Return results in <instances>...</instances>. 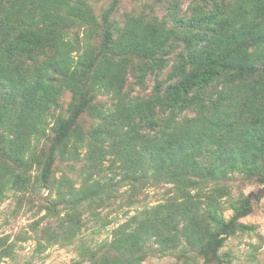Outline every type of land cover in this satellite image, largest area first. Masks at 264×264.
I'll list each match as a JSON object with an SVG mask.
<instances>
[{"label":"trees","instance_id":"trees-1","mask_svg":"<svg viewBox=\"0 0 264 264\" xmlns=\"http://www.w3.org/2000/svg\"><path fill=\"white\" fill-rule=\"evenodd\" d=\"M46 1L0 0V130H8L11 135L7 157L15 162L12 170L27 168L26 157L45 125L56 80L82 94L86 102L91 92L109 87L118 62L113 64L126 53L153 58L155 51L151 49L160 51L171 39H178L179 60L168 74L169 85L157 79L152 94L155 104L143 112L136 110L133 116L130 110L127 126L137 143L125 154L129 170L123 178L131 193L153 185L151 182H163L172 186L168 190L176 197L139 212L119 227L109 245L114 257L104 264H141L148 257V246L156 245L166 253L176 249L180 240L218 260L217 252L235 223H225L211 209L199 210L198 198L204 192L208 202L216 200L215 194L222 190L220 181L242 167L251 168L258 158L264 160V128L260 124L238 128L236 117L223 111L236 100L230 96L231 87L244 89L245 95L236 100L240 111L255 117L264 110V0H190L185 10L169 4L166 18L170 22L162 18L153 23H130L131 19L118 37L111 27L115 21L106 14L99 54L79 83L74 81L72 44L66 32L58 29L57 6ZM137 21L145 32L155 36L153 40L132 41L127 36L125 32H130ZM13 29L15 34L11 33ZM20 59L23 61L19 63ZM168 61L153 58L146 71L139 74V84L146 87L148 73L159 75L170 66ZM102 66L104 69L99 68ZM91 107L94 113L99 112ZM109 116L105 131L89 144L92 173H101L105 156L115 145L111 143L121 133L122 124ZM76 120L74 115L57 126L54 145L41 172L43 184L52 180L55 155L63 156L65 151L63 158L78 157L75 144L68 146ZM140 124L147 129L142 130ZM236 134H241L240 141ZM21 180L19 176L12 183L35 191L31 176L23 183ZM216 181V186L204 191L206 184ZM249 205L243 204L239 217L250 214ZM207 233L211 238L195 242Z\"/></svg>","mask_w":264,"mask_h":264},{"label":"rangeland","instance_id":"rangeland-1","mask_svg":"<svg viewBox=\"0 0 264 264\" xmlns=\"http://www.w3.org/2000/svg\"><path fill=\"white\" fill-rule=\"evenodd\" d=\"M114 2H45L57 6L58 29L66 32V39L72 44L76 83L86 78L89 64L99 54L105 37L103 18L106 14H109L111 21H115L111 27L114 36L118 37L131 19L133 21L130 23L135 20L153 23L162 18L170 22L171 19L166 18L169 4L180 5L183 10L191 4L190 0ZM135 24L130 32H125L132 41L143 42L144 39L155 38L153 34L145 32L141 21ZM15 31L13 29L11 33L15 34ZM180 47V41L173 38L160 51L157 48L150 50L155 51L153 58L169 60L170 66L159 75L149 72L146 87L139 84L138 76L146 71L153 58L143 59L137 53H126L125 57L116 60L113 65L118 64L113 68L108 82L111 86L91 92L86 102L82 94L74 93L72 89L62 86L61 80H56V89L46 109L45 125L26 157L27 168L12 170L15 162L7 157L11 135L8 130H0V179L3 181L0 184L3 188L0 195V264H104L114 257L109 245L119 227L139 212L176 197L168 190L172 186L163 182L150 181L153 185L147 184L137 193H131L129 183L123 178L129 170V159L125 154L129 153L128 148L137 143V138L127 126L131 112L133 116L136 110L143 112L155 104L152 94L156 80L166 81V85H169L168 74L179 60ZM21 61L23 59L19 63ZM99 68L104 69L103 66ZM229 90L230 96L237 102L245 95L242 87H231ZM236 100L227 104L223 109L224 115L235 116L238 128L247 129L252 124H260L264 128V110L255 117L249 116L240 111ZM91 106L99 112L91 111ZM119 107H122L121 111L114 114ZM74 115L77 118L76 126L68 146L75 144L78 157L63 158L67 153L65 151L63 156L55 155L52 180L43 184L41 172L54 145L56 128ZM109 115L122 124L121 133L111 143L115 145L105 156L101 173H92L88 166L89 144L99 132L105 131ZM192 116L186 114V117ZM140 126L142 130L147 129L145 124ZM235 137L241 140V134ZM14 172L16 177H21L22 183L31 176V181L36 183L35 191L29 192L24 185L20 187V184L12 183L16 178ZM218 183L206 184L204 191ZM219 185L222 190L215 194L216 200L208 202L203 198L204 192H200L198 198L199 210L211 209L225 223H235L217 252L219 259L204 256L199 249L180 240L176 249L166 253L159 251L156 245L148 246L145 250L148 257L141 264H264V196H251L264 189V160L258 158L251 168H240L226 180L220 181ZM245 202L250 204V214L239 217ZM217 231L218 228L215 229ZM201 238L204 243L211 238V233L198 236L195 242L200 243Z\"/></svg>","mask_w":264,"mask_h":264},{"label":"water","instance_id":"water-1","mask_svg":"<svg viewBox=\"0 0 264 264\" xmlns=\"http://www.w3.org/2000/svg\"><path fill=\"white\" fill-rule=\"evenodd\" d=\"M251 196L254 198H260V197L264 196V189L259 194H251Z\"/></svg>","mask_w":264,"mask_h":264}]
</instances>
